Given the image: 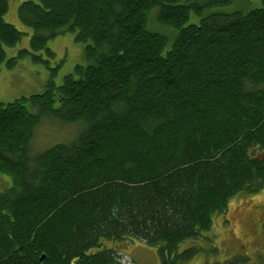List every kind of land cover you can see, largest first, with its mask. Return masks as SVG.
I'll return each instance as SVG.
<instances>
[{
    "label": "trees",
    "instance_id": "16d2710c",
    "mask_svg": "<svg viewBox=\"0 0 264 264\" xmlns=\"http://www.w3.org/2000/svg\"><path fill=\"white\" fill-rule=\"evenodd\" d=\"M237 1L21 0L30 49L7 58L22 32L0 0V64L48 61L64 32L86 60L0 103V264H123L105 243L127 239L178 264L232 197L264 186V0L212 10ZM45 119L75 135L33 152Z\"/></svg>",
    "mask_w": 264,
    "mask_h": 264
},
{
    "label": "rangeland",
    "instance_id": "374dc122",
    "mask_svg": "<svg viewBox=\"0 0 264 264\" xmlns=\"http://www.w3.org/2000/svg\"><path fill=\"white\" fill-rule=\"evenodd\" d=\"M20 2L21 0H8V9L4 15L7 22L22 32L18 43L5 47L7 58L16 55L19 49H30L32 29L18 19L17 9ZM260 4L261 0H242L212 10H248ZM198 19V16L190 15V21L198 22ZM47 46L54 52L51 59L42 52V58L48 61H34L27 54L11 67H8L6 62L0 64V103L40 93L50 78L60 84L65 74L73 72L75 65L86 62L85 42L77 41L74 33L58 34L47 42ZM75 131L76 126L45 119L35 129L30 148L37 152L58 142H69ZM11 184V178L0 173V190ZM208 232L213 234V237L210 240L204 237L196 239L194 243L199 247L198 251L188 260L178 264H264V186L255 193L232 197L227 210L215 215ZM190 243L189 240L181 244L180 250ZM105 244L111 247L114 245L115 249L119 250L118 256L123 264H160L155 247L138 239ZM96 250L98 248H93L90 252Z\"/></svg>",
    "mask_w": 264,
    "mask_h": 264
}]
</instances>
